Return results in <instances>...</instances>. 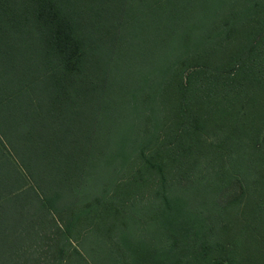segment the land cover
Listing matches in <instances>:
<instances>
[{
    "label": "trees",
    "instance_id": "trees-1",
    "mask_svg": "<svg viewBox=\"0 0 264 264\" xmlns=\"http://www.w3.org/2000/svg\"><path fill=\"white\" fill-rule=\"evenodd\" d=\"M0 264H264V0H0Z\"/></svg>",
    "mask_w": 264,
    "mask_h": 264
}]
</instances>
